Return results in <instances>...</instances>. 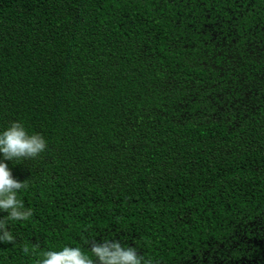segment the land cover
<instances>
[{"label": "trees", "instance_id": "obj_1", "mask_svg": "<svg viewBox=\"0 0 264 264\" xmlns=\"http://www.w3.org/2000/svg\"><path fill=\"white\" fill-rule=\"evenodd\" d=\"M13 121L47 148L4 161L32 215L0 212V264L105 238L264 264V0H0Z\"/></svg>", "mask_w": 264, "mask_h": 264}, {"label": "clouds", "instance_id": "obj_2", "mask_svg": "<svg viewBox=\"0 0 264 264\" xmlns=\"http://www.w3.org/2000/svg\"><path fill=\"white\" fill-rule=\"evenodd\" d=\"M47 148L39 133L29 134L22 123L13 121L0 129V212L6 213L8 220L23 221L31 217L30 209L25 208L18 193L26 187L11 175L4 161L34 159ZM13 236L0 220V243L13 241ZM89 243L85 239L84 244ZM84 247L65 245L60 250H48L36 264H153L152 260L137 254V249L121 244L116 240L103 239L90 243L87 252ZM27 252V249H25Z\"/></svg>", "mask_w": 264, "mask_h": 264}]
</instances>
